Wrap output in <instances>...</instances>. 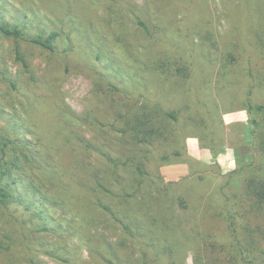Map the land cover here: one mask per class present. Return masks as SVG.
Returning <instances> with one entry per match:
<instances>
[{"label": "trees", "instance_id": "trees-1", "mask_svg": "<svg viewBox=\"0 0 264 264\" xmlns=\"http://www.w3.org/2000/svg\"><path fill=\"white\" fill-rule=\"evenodd\" d=\"M250 2L242 0L240 11V103L229 107L233 97L198 103L206 110V118L204 114H191L184 119L190 125L184 133L181 108H165L158 99L122 92L113 84V92L122 93L118 98L110 97L115 114H109L113 117L109 127L116 136H111L113 130L107 131L100 146L78 138L95 160L80 157L76 146L65 151L57 148L51 123L40 108V102L49 96L33 98L29 93L25 97L0 51V84L5 87L0 90V219L7 228L0 236V264H45L31 247L29 235L34 229L49 228L43 208L47 200L70 210L90 227L98 213L118 222L121 237L116 247L107 245L96 258L100 264H184L187 246L195 252L193 264H264V25L260 31L251 20ZM139 23L145 28L143 22ZM57 36L54 28L45 35L27 34L18 23L0 20V39L13 42L14 59L30 81H35V76L18 42L25 40L52 51ZM227 57L235 58L232 52ZM147 68L150 72L168 71L184 80L191 71L188 63L169 58L153 59ZM237 70L230 61L217 68V82L226 78L221 89L237 83ZM5 108L13 114H6ZM220 110L223 114L244 110L249 126L229 134ZM62 117L58 110L56 118ZM64 129L70 130L68 126ZM190 136L197 138L201 148L210 150L212 163L188 152L186 138ZM215 136L224 140L232 137L234 142L238 139L240 146L247 148V157H240V163L223 170L215 160L220 150L215 151L211 144ZM148 153L161 165L173 158L184 161L188 170L173 178L162 174L154 178L146 166ZM213 168L223 177L215 191L220 199L216 204L208 191ZM137 194H142L141 199ZM144 199L152 212H147ZM168 199H176L190 211L198 225L191 242L185 241L178 219L164 205ZM130 212L141 218L139 225L128 219ZM129 244L139 247L136 262L124 261L123 248ZM95 261L80 260V264Z\"/></svg>", "mask_w": 264, "mask_h": 264}, {"label": "rangeland", "instance_id": "rangeland-1", "mask_svg": "<svg viewBox=\"0 0 264 264\" xmlns=\"http://www.w3.org/2000/svg\"><path fill=\"white\" fill-rule=\"evenodd\" d=\"M250 3L251 20L262 31L264 0H251ZM243 7L242 0H0V20L18 23L27 34L45 35L52 28L58 31L52 51L25 40L18 42L35 81H30L28 73H23L20 63L14 59L13 42L0 39V51L25 97L29 93L33 98L49 96L44 103L40 102V108L51 123L57 148L65 151L66 147L76 146L80 157L84 155L85 159L95 160L92 151L84 142L78 143V138L100 146L104 134L113 130L109 127L113 120L109 114H115L110 107V97L118 98L122 94L113 92V84L122 92L142 93L158 99L165 108H181V123L191 114H204L206 118V110L198 107V103L217 101L219 97H233L229 107L240 103V11ZM246 16L244 21L248 22ZM228 52L235 58L227 57ZM157 58L188 63L190 76L184 80L168 71L150 72L147 65ZM226 61L238 69V79L232 88L221 89L226 78L217 82L216 70ZM4 88L0 84V90ZM185 104L191 107H179ZM58 110L63 113L61 119L56 118ZM5 113L13 114L8 108ZM220 114L222 118L237 116ZM93 116L98 120L94 121ZM246 118L245 126L248 127ZM101 122L105 124L100 126ZM2 125L0 118L1 130ZM66 126L69 131L64 129ZM179 127L181 129V125ZM183 127L187 133L189 122L184 120ZM113 132L111 136H116ZM223 140L215 136L211 140L212 147L221 153L229 146L233 167L240 163V157H247V148L240 146L238 139H235L238 142L232 137ZM148 157L146 166L154 178L159 174L173 178L188 170L184 161L173 158L161 165L149 153ZM216 171L217 168H213L208 181L214 204L220 200L215 193L217 184L223 181ZM141 197L142 194L137 196ZM145 203L147 212H152L147 200ZM43 204L49 228L38 232L34 229L29 236L31 247L45 264L95 261L107 245L116 247L121 237L118 222L98 213L90 227L60 204L48 200ZM164 205L170 207L178 219L185 241L194 240L198 225L190 211L183 209L176 199H168ZM130 214L128 219L135 224L142 222L140 217L132 215L133 212ZM6 231L0 219V236ZM184 248V264H193L195 252L192 247ZM123 250L126 263L136 262L140 257L137 246L129 244ZM95 264L100 263L96 260Z\"/></svg>", "mask_w": 264, "mask_h": 264}, {"label": "crops", "instance_id": "crops-1", "mask_svg": "<svg viewBox=\"0 0 264 264\" xmlns=\"http://www.w3.org/2000/svg\"><path fill=\"white\" fill-rule=\"evenodd\" d=\"M225 114H232V115H237V116H226L224 119V123L226 125V129L227 132L230 133H240L241 128H245V114L246 112L244 110H237V111H233V112H228ZM245 115V116H244ZM247 117V116H246ZM197 138L195 137H187L186 139V146L188 149V152L202 160V161H213L212 160V156L210 154V151L206 148H201L198 146V140H196ZM188 140H190L191 142H187ZM195 141V142H194ZM230 147L227 146L225 148L224 152L219 153L215 160L221 165L222 168L228 170L231 169L233 166L230 162V153H229V149Z\"/></svg>", "mask_w": 264, "mask_h": 264}]
</instances>
